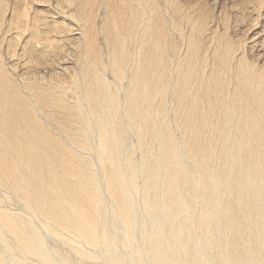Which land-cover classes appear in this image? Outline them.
<instances>
[{
    "label": "bare ground",
    "instance_id": "obj_1",
    "mask_svg": "<svg viewBox=\"0 0 264 264\" xmlns=\"http://www.w3.org/2000/svg\"><path fill=\"white\" fill-rule=\"evenodd\" d=\"M161 1L0 0V264H264L262 65Z\"/></svg>",
    "mask_w": 264,
    "mask_h": 264
},
{
    "label": "rangeland",
    "instance_id": "obj_2",
    "mask_svg": "<svg viewBox=\"0 0 264 264\" xmlns=\"http://www.w3.org/2000/svg\"><path fill=\"white\" fill-rule=\"evenodd\" d=\"M188 1L189 2L191 1V2L189 3ZM245 1L246 0H200V1L199 0H197V1L196 0H181L180 4L182 3V5H185V7H186V5L188 7L189 4L193 5V3H195L193 6H195L196 4L202 5V7L210 15V22H209V25H208V28H207L208 32L210 31V33H208L207 30H205V32L208 33L207 35L215 34L217 32L221 33V32H224V31H226V32L228 31L229 35L230 36L232 35V38H234L235 40H238L239 42H241V44H242L241 45V47H242L241 51L244 54V56L246 58H248L249 61H251L253 63H257L258 62L257 64H259L260 66L262 65L261 67H262V69L264 71V2H262L261 5L259 4L260 6L259 5L256 6V5H252L253 1H251L250 5H249V3H246ZM262 1H264V0H262ZM242 4H243V6H241ZM206 6H207V8H205ZM259 9H260V11H258ZM98 12H100L98 20L106 18L105 15L102 14L104 12L103 6H102V8H100V11H98ZM168 13H169V10H168ZM164 14L163 15L165 17L168 16V14H166V12H164ZM174 15L171 16V17L173 18V17L176 16V15L175 16ZM211 18H212V20H211ZM166 19H168V17ZM168 22H169V20H167V24L166 25L168 26L167 29L170 30V27L172 29L173 26L171 24V21L169 23ZM211 25L214 26V27H211ZM183 26L184 27L181 30H177V31H180L181 34L177 33V31H173V30L169 31L168 30V33L170 35L169 41L172 44H176L178 46V49L183 48L184 38H185L186 34L188 33V29L185 26V22H183ZM222 28H224V29H222ZM213 30H215V32ZM205 32L203 34L204 37L202 36L201 40H199V42H202V44H204V43L206 44L207 42L208 43L210 42L209 38H211V37H210V35L207 36ZM253 32H256V34H259V36H261V37L263 36V37H262V41L257 43V45L250 46V45H248L247 41H248L250 35ZM205 37H206V39L208 38L209 40L208 39L205 40ZM171 49H170V56H174L176 54V50L175 49L171 50ZM70 59H71V57H70ZM72 59H73V57H72ZM127 61H129V59ZM127 61H126V63H128ZM131 63L132 62L130 60V63H128V68H130ZM79 66H80V62L78 61L74 65V67H75L74 69L78 70ZM67 72L68 71H61L60 72L59 70L55 69V70H53V71H51L49 73H46L44 78L47 79V80H50V81H56V80H59L61 77H64L67 74ZM127 81L128 80L125 79L124 83H127ZM231 86H233V83H231ZM120 91H119L121 93L120 95L123 97L125 95L126 90L125 89H121ZM169 94H170V96H169ZM167 95H166L167 96L166 100L168 101L167 102L168 103V113H167V115L169 114L168 116L171 117V118L169 117L171 120L174 119V122L172 121V123H170V122L169 123L172 124L171 126L173 128V131L177 135V134L181 133L182 128L180 127L181 130L179 129L180 125H177V124H179V122L177 121V119L175 120V117H176L175 115H176V111L177 110H176L175 102H173V100L171 99V98H173L172 97V93L169 92ZM171 110H172V112H171ZM39 112L43 116L46 124L51 129V131L55 132L54 134H56V136L65 137L64 136L65 135L64 131H63V129L60 126L61 125L60 122L59 121H58L59 123L57 122L56 115L49 114L48 112H45V111L44 112L43 111H39ZM176 130H178V131H176ZM130 139L132 140V136L129 139L127 138L126 142L129 143L128 140L130 141ZM133 139H134V137H133ZM134 152H135L134 154H135L136 157H139L141 155V153H142L141 149H138L137 147L135 148ZM2 199H4V197ZM3 201L4 202L5 201L9 202L10 200H8L6 198ZM13 202H15V201L14 200L10 201L11 204H14Z\"/></svg>",
    "mask_w": 264,
    "mask_h": 264
}]
</instances>
